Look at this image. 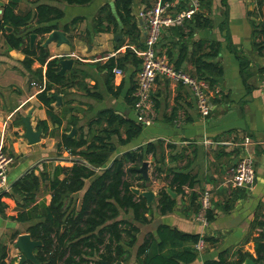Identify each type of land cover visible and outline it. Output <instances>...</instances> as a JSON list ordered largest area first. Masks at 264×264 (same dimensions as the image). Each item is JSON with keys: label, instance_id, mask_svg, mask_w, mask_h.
I'll return each instance as SVG.
<instances>
[{"label": "crops", "instance_id": "crops-1", "mask_svg": "<svg viewBox=\"0 0 264 264\" xmlns=\"http://www.w3.org/2000/svg\"><path fill=\"white\" fill-rule=\"evenodd\" d=\"M112 1L93 0L84 6L60 4L63 15L57 20V30L67 24L69 31L64 34L69 42L68 44L49 42L46 45L49 55L47 60L72 58L70 68L80 69L82 73L78 74L77 78L88 87H93L90 91L98 92L100 98L87 96L77 85L65 88L62 95H57L60 98L59 103L52 104L61 120L59 127L51 124L45 116L44 108L35 97L44 86V65L40 67L42 75L40 79L35 73L26 71L20 63L22 54L8 49L0 35L1 52L4 53L0 55V92L4 93L8 90V97L13 103L14 99L16 102V105L9 109L10 111L5 113L0 111V147H6V150H10L14 155L13 163L7 170L9 183L28 169L37 168L34 170L37 174L42 162L69 166L73 157L63 150L57 151L55 147L60 135L63 132L68 133L71 129L73 135L74 128L79 126L82 127L83 133H86L87 121L94 119L100 110L111 109L138 122L131 104L125 102L123 96L131 86L132 77L135 76L140 64L134 66L125 61L120 68L113 66L121 70V75L112 74V85L123 83L116 97L105 91L104 71L96 67L108 57L123 54L127 48L133 53L139 50L135 47V43L128 44L126 40L116 44L120 35L115 34L117 37L114 39L112 33L91 31V18L98 7L103 3L111 4ZM153 1L132 0L130 5L141 45L143 44L142 25L135 13L141 8L150 6ZM198 1L199 9L195 15L200 20L206 19L208 25L198 24L193 15L182 26H165L154 45V52L174 66V60L179 57L181 51L179 68L188 75L196 77L193 75L192 61L197 56L210 55V47H216L214 56H206L203 59L215 62L221 67V76L216 79L221 91L220 98L212 99L211 110L207 116H200L195 109L191 91L186 85L163 75L156 76L151 88L155 108L154 121L150 125L142 126L146 128H141L137 137L125 145L117 146L109 158L110 160L147 142L161 140L165 147L163 148L164 168H176L192 177L193 186L190 188L183 186L181 194L173 193L171 197L174 198V205L171 211L159 215L155 209L156 192L165 185L166 172L157 174L152 169L154 184L151 186L148 176L146 178L148 190L153 194L148 203L152 214L149 223L140 226L137 234L138 244L146 233L153 234L154 227L162 223L183 233L211 237L212 242L204 243L200 250H196L197 255L194 260L186 264H203L206 260L215 259L223 250L228 252V258H232V252L236 250L254 256L253 238L260 232V227H252L251 222L255 217L258 220L264 218V86L262 84L264 71H260L264 68V0ZM171 2L173 3L171 11L184 7V0H171ZM32 7V0L18 3L19 10ZM76 17L80 20L71 25L70 21ZM87 29L90 31L88 36ZM75 35L84 36L86 43L84 39ZM239 57L247 64L243 80L238 70ZM37 68L39 64L33 62L31 70ZM28 110H31L28 122L33 130L40 128L36 127L38 120H46L47 124L46 133L41 132L40 129L38 140L33 144H28L22 136L21 117H24ZM11 116L12 119L17 116L20 125L13 124L10 130H4V124L9 122ZM71 118H76L74 128L70 125ZM18 126H21V131L18 132V137H15L14 133H17ZM96 128L92 126L93 131ZM245 137L248 139L246 143ZM166 144L172 147H166ZM246 152L253 158L255 173V180L248 189L232 186L228 182L230 168L237 158ZM174 155L176 158L172 159ZM145 161L152 163L153 158L148 156ZM150 171L151 169H146L147 175ZM203 190H208L210 194L209 209L212 211V219L205 227L200 226L195 220L197 209L194 206ZM190 192L197 195L193 206L189 204ZM4 203L10 206L11 216L14 213V205L9 200ZM8 221L3 222L0 219V229H5L6 223H10L11 227L20 224L10 218ZM133 260L132 255L128 264H135ZM250 261L253 264H264V261L260 263Z\"/></svg>", "mask_w": 264, "mask_h": 264}, {"label": "trees", "instance_id": "trees-1", "mask_svg": "<svg viewBox=\"0 0 264 264\" xmlns=\"http://www.w3.org/2000/svg\"><path fill=\"white\" fill-rule=\"evenodd\" d=\"M21 1L30 0H1L0 35L8 49L22 54L20 63L26 71L35 73L40 79V67L44 65V86L35 97L44 108L47 119L53 126L59 127L61 120L52 106L56 102L52 95H62L65 88L73 85L81 87L91 98L99 99L100 94L90 91L93 87H88L77 78L82 73L78 68L72 67L62 75L57 74L58 65L55 62L58 59L47 60L48 51L42 42L50 31L58 29L57 20L63 15L60 4L84 6L93 0H32L31 9L19 10L18 3ZM131 2L113 0L111 4L103 3L91 18V31L120 35L116 44L126 40L128 44L135 43L136 48L142 49L139 31L131 14ZM195 14L194 20L198 24L208 25L206 19L200 20ZM79 20L76 17L70 24ZM60 30L67 33L68 25H63ZM32 34L35 37L30 46L29 37ZM89 34L87 29L86 35ZM210 50V55L203 54L192 61L193 75L209 85H218L216 79L221 76V67L203 59L215 55L216 47L211 46ZM181 54L180 51L179 57L174 60L175 68L180 67ZM125 61L134 66L140 64V58L127 48L123 54L108 57L102 64L96 65L98 70L104 71L105 91L113 97L120 93L123 83L112 85L111 68H120ZM33 62L39 64L36 70H31ZM246 69V61L239 57L241 79ZM260 71H264V68ZM133 77L131 86L123 96L131 106L134 101ZM70 125L73 128L76 126V118H71ZM92 126L97 128L93 131ZM36 127L46 133V120H38ZM86 127V133H83L81 126L74 128L72 136L63 132L55 145L57 151L63 150L73 157L69 166L51 164L47 170L45 162H42L37 174L34 172L37 168L26 170L10 183L8 192L0 194V214L6 207L4 201H11L14 213L9 218L13 222L26 224L24 233L39 243L33 248L35 262L25 261L22 264H124L129 261L132 248L135 264H186L193 261L197 255L194 244L199 238L204 243H210L211 237L183 233L160 223L154 227L153 234L146 233L137 244L139 227L149 223L152 214L150 204L140 195L149 188L148 179L137 171L141 163L150 156L153 158V171L157 174L166 172L165 185L156 192L155 209L159 215L167 214L174 205V198L168 191L175 195L183 193V186H193L192 177L176 168H164L165 147L161 140L147 142L109 160L117 146L125 145L141 131L142 126L138 122L124 115L103 109L96 113L94 119L87 121ZM165 146L172 147L169 144ZM118 163L121 165L116 171ZM42 184L49 196L47 203L36 202V193ZM132 189H137L138 193ZM196 199L197 195L190 192L189 204L193 206ZM194 206L197 209L198 203ZM205 217L207 222L212 219L211 209L206 211ZM251 226L260 227V232L253 238L254 256L236 250L232 252L233 257L228 258V252L223 250L215 259L206 260L203 264H242L246 259L254 263L263 262L264 218L258 220L255 217ZM5 256L0 246V264H10Z\"/></svg>", "mask_w": 264, "mask_h": 264}, {"label": "built area", "instance_id": "built-area-1", "mask_svg": "<svg viewBox=\"0 0 264 264\" xmlns=\"http://www.w3.org/2000/svg\"><path fill=\"white\" fill-rule=\"evenodd\" d=\"M173 3L167 0H154L153 3L136 11L135 16L140 20L143 31V48L134 53L140 58V65L134 76V101L132 108L141 126L150 125L155 119V108L151 97V88L154 79L163 75L172 81L186 85L194 100V106L200 116H207L211 110L212 99L220 98L221 91L218 85H209L207 81L188 75L180 68H175L167 62L163 56L154 52V45L159 39L160 33L165 26H182L199 9L198 0H184V7L171 11ZM133 51V49H132ZM111 73L121 75L117 67L111 68ZM264 86V75L262 79ZM248 139L245 137L244 142ZM13 156L3 153L0 148V194L10 190L7 180L8 167L13 163ZM255 180L254 164L251 154L244 153L237 158L229 170L228 182L235 187L248 189ZM198 207L195 220L200 226L205 227L207 220L206 211L210 207V194L203 190L198 196ZM204 245L202 239L194 244L195 250H200Z\"/></svg>", "mask_w": 264, "mask_h": 264}, {"label": "water", "instance_id": "water-1", "mask_svg": "<svg viewBox=\"0 0 264 264\" xmlns=\"http://www.w3.org/2000/svg\"><path fill=\"white\" fill-rule=\"evenodd\" d=\"M13 2H16L18 0H12ZM0 2V6H1ZM7 30H9L7 28ZM35 35H30L29 37V45L31 46L33 43ZM117 36L114 35V39ZM55 41L57 44L61 43H66L68 44V40L65 37V34L61 30H52L50 31L44 38L42 42V46L46 47V45L51 42ZM73 59L72 58H60L58 59L55 63L58 65V70L56 71L57 74L62 75L65 71L69 70L71 67ZM52 97L56 100L57 104L60 101L59 96L57 95H52ZM31 110H28V112L25 114L24 117H21V122L23 124V134L22 136L26 139L28 144H33L38 140V136L40 134V128H36L35 130L32 129V127L29 125L28 119L30 117ZM73 133V129H71L68 133L67 136H71ZM120 163L117 164L116 166V171L119 170L120 168ZM146 166L147 162L144 161L141 163L140 167L137 169V171L140 173V175L146 179L147 178V173H146ZM134 193H138L137 189H132ZM170 196H173V192L168 191ZM140 195L143 196L146 200V203L148 204L150 200L152 199V192L149 190L142 191L140 192ZM39 243L37 241H32L29 238V235L26 233L19 234L17 235L15 242L13 243V246L18 249V251L21 253L18 263L21 264L22 262L29 261V262H35L34 257H33V248L37 246ZM101 264H106L102 262ZM114 264H122L121 262H115ZM242 264H253L249 259L244 260Z\"/></svg>", "mask_w": 264, "mask_h": 264}, {"label": "rangeland", "instance_id": "rangeland-1", "mask_svg": "<svg viewBox=\"0 0 264 264\" xmlns=\"http://www.w3.org/2000/svg\"><path fill=\"white\" fill-rule=\"evenodd\" d=\"M75 36L76 37H80L82 39L85 38L84 36H79V35H75ZM84 42L86 43V39H84ZM3 54L4 53L1 52V46H0V55H3ZM100 54H102V53H100ZM184 72H186V71H184ZM8 92H9L8 90L5 91L4 93L3 92H0V111H2V113H5V112L10 111L9 109L16 105L15 99H14V103H13V100L8 97ZM6 96L8 97V99H4V97H6ZM78 109H81V108H78ZM21 114L23 115L22 112H21ZM12 116L9 118V122H7L6 124H4V130H10L11 125H13V124L14 125H20L19 124V121H20L19 118H17V116H15V117H13L14 119H12ZM18 128L20 130L18 129L17 130V133L16 132L14 133L15 137H18V132L21 131V126H18ZM144 128H146V127H142V129H144ZM43 146H44V144H43ZM0 148H1V151L3 153L12 155L13 158H14L13 153H11L10 150H6V147H3L2 146ZM147 162L149 163V167L147 168V166H146V169H151L150 174L147 175V176H148L149 180L151 181L150 184L152 186L154 184V183H152V179L154 178L153 177L154 175L152 174V169H153L152 166L153 165L149 161H147ZM51 164H53V162L45 163V166H46V169L47 170L49 169V165H51ZM6 176H7V173H6ZM128 180H129V178H128ZM48 199H49V197H48V194H47L46 187L44 186V184H42L39 187V189H38V191L36 193V202H39V203L40 202L47 203L48 202ZM10 211H11L10 206L9 205L6 206L5 209H4V212L2 214H0L1 221H3V222H9L8 220H9V216H10L9 215V212ZM5 226H4L5 229H0V246L3 247V250L5 252L6 262H9L10 264H17L21 253L18 251V249H16L13 246V243L15 242V239H16L17 235H19L20 233L22 234V232H24V228H25L26 224H15V226L13 225L11 227L10 223H6ZM141 235H142V233H141ZM141 235L139 237V240L141 238ZM132 255H133V248L131 250V257H132ZM22 263H24V262H22ZM128 263H129V261L126 262V263H124V264H128Z\"/></svg>", "mask_w": 264, "mask_h": 264}]
</instances>
